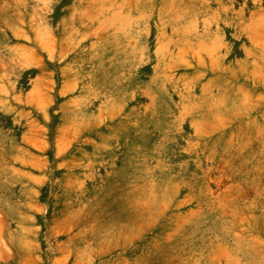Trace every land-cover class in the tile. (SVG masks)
<instances>
[{
  "label": "crops",
  "instance_id": "1",
  "mask_svg": "<svg viewBox=\"0 0 264 264\" xmlns=\"http://www.w3.org/2000/svg\"><path fill=\"white\" fill-rule=\"evenodd\" d=\"M27 1L0 0V84L12 36L58 37L13 44L36 61L13 114L35 167L14 192L50 197V264H251L236 229L264 212V0H30L54 5L34 31Z\"/></svg>",
  "mask_w": 264,
  "mask_h": 264
},
{
  "label": "rangeland",
  "instance_id": "2",
  "mask_svg": "<svg viewBox=\"0 0 264 264\" xmlns=\"http://www.w3.org/2000/svg\"><path fill=\"white\" fill-rule=\"evenodd\" d=\"M53 6L50 3L38 4L36 2L34 4L28 0L26 2L27 27L32 31L34 29L44 30L50 27L52 21L40 18L49 15ZM244 7L246 9V5ZM242 24V20L235 21L236 27ZM248 26L262 27L264 22L251 20ZM72 38H66L67 45L72 44ZM57 41L58 37L51 34L14 35L11 37V76L6 85L0 84V98H2L5 91V96L10 93V101L3 102L0 100V123L2 122L3 111L8 109L6 115H11L16 123L14 125L16 128L3 131L2 126H0V264H50V239L48 232L50 197L44 196L43 208L38 209L35 207L36 197L19 196L14 192L25 180L28 183L31 182L33 167H35L36 159L34 156L26 152L20 145L21 137L23 144H32L34 142L32 134L18 131V116L13 114L16 112L17 107H24L19 85L21 74L26 69L34 67L36 61L30 54L29 48L21 50L20 47L13 44L14 42L28 46L37 44L44 51L48 50L47 52L53 48L55 53ZM81 42L82 38L78 39L77 43ZM224 45L222 37H213L211 47L214 51L209 52L208 57L217 60L222 54L220 50L225 47ZM46 89L47 91L50 90V84L46 83ZM28 95L29 99H34L35 84L33 82L32 90ZM8 103H10V108H8ZM5 105H7V108L4 110ZM45 105L44 103L43 107ZM49 136L50 133L44 131L43 140L45 141ZM3 139L6 144L5 155H3L2 148ZM4 188L5 195H2ZM246 217V219H250L252 227L236 229V237L240 239L243 236L250 237V244L246 245V247L251 254V264H264V212H250L247 213ZM244 232L246 233L245 235H243ZM237 247L239 250H243L242 243L238 244Z\"/></svg>",
  "mask_w": 264,
  "mask_h": 264
}]
</instances>
